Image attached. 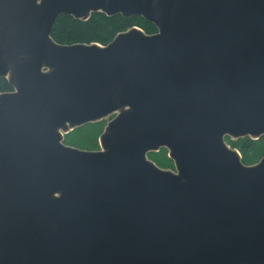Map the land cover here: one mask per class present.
Instances as JSON below:
<instances>
[{
  "label": "water",
  "instance_id": "obj_1",
  "mask_svg": "<svg viewBox=\"0 0 264 264\" xmlns=\"http://www.w3.org/2000/svg\"><path fill=\"white\" fill-rule=\"evenodd\" d=\"M97 12L158 32L52 38ZM0 79V264H264V156L225 140L264 135V0H0Z\"/></svg>",
  "mask_w": 264,
  "mask_h": 264
},
{
  "label": "trees",
  "instance_id": "obj_2",
  "mask_svg": "<svg viewBox=\"0 0 264 264\" xmlns=\"http://www.w3.org/2000/svg\"><path fill=\"white\" fill-rule=\"evenodd\" d=\"M134 26L143 29L146 33L151 34L156 31L155 26L140 16L126 18L122 15L107 16L104 13H93L88 20L76 19L70 15H61L52 31V38L61 45H71L77 43H99L101 45L109 44L119 33L124 32ZM12 86L6 79H0V93L12 91ZM84 126L77 128L78 130ZM264 135L258 140L251 138H241L238 141L232 140L231 146L234 148H242L243 152H247L248 148L253 147L254 142H259ZM263 153V152H262ZM260 151L254 152L255 155L261 157ZM247 155V153H245ZM260 157V158H261ZM244 158V157H243Z\"/></svg>",
  "mask_w": 264,
  "mask_h": 264
},
{
  "label": "rangeland",
  "instance_id": "obj_3",
  "mask_svg": "<svg viewBox=\"0 0 264 264\" xmlns=\"http://www.w3.org/2000/svg\"><path fill=\"white\" fill-rule=\"evenodd\" d=\"M109 121V120H108ZM108 121H99L96 123H88L84 125L81 129H75L71 131L69 134L64 136V142L72 146L74 148H78L86 151H99L100 143L99 136L104 133V130L107 126ZM258 140V139H257ZM238 141V140H235ZM228 144L231 145L230 142L232 140L227 141ZM243 161L247 164L256 163L260 159V154L264 153V138L261 141H257L253 143V147L248 148L247 152H243L242 148L239 147ZM260 151V154L257 156L254 152ZM247 153V155L245 154ZM262 153V154H263ZM150 157L155 160V162L162 168L172 169L173 164L171 158L168 156V152L166 150H160L159 152L151 153Z\"/></svg>",
  "mask_w": 264,
  "mask_h": 264
},
{
  "label": "flooded vegetation",
  "instance_id": "obj_4",
  "mask_svg": "<svg viewBox=\"0 0 264 264\" xmlns=\"http://www.w3.org/2000/svg\"><path fill=\"white\" fill-rule=\"evenodd\" d=\"M153 25H154V24H153ZM154 26H155V25H154ZM155 28H156V27H155ZM128 30H129V29H128ZM142 30H143V29H142ZM126 31H127V30H126ZM143 31H144V30H143ZM124 32H125V31H124ZM144 32H145V31H144ZM157 32H158V30H157V28H156V31H155L154 33H151V34L153 35V34H156ZM145 33H146V32H145ZM146 34H148V33H146ZM151 34H149V35H151ZM91 44H92V43H91ZM107 45H108V44H107ZM104 46H106V45H104ZM3 93H4V92H3ZM0 94H1V93H0ZM116 115H117V114H114V115H111V116L105 117V118H103L101 121H108V120L111 121L113 118H115ZM109 121H108V122H109ZM98 122H99V121H98ZM93 123H96V122H93ZM107 124H108V123H107ZM85 125H86V124H85ZM83 126H84V125H83ZM81 127H82V126H81ZM78 128H80V127H78ZM75 129H77V128H75ZM75 129H74V130H75ZM74 130H72V131H74ZM104 131H105V130H104ZM69 133H70V132H69ZM69 133H68V134H69ZM99 138H100V136H99ZM241 138H246V137H240V138H237L236 140H239V139H241ZM248 138H250V137H248ZM260 138H261V137H260ZM229 139H230V140H234V139H232V138H230V137H226V138H225L226 142H227ZM253 140H255V139H253ZM256 140H257V139H256ZM234 141H235V140H234ZM64 143H65V142H64ZM227 143H228V142H227ZM65 144H66V143H65ZM66 145H67V144H66ZM229 145H230V144H229ZM230 146H231V145H230ZM233 148H234V147H233ZM235 149L239 150L238 148H235ZM99 150H100V148H99ZM160 150H166V151L168 152V156H169V150H167L166 148H161ZM160 150H159V151H160ZM159 151H156V152H159ZM239 152L241 153L240 150H239ZM151 153H155V152H151ZM151 153L148 154V158L151 159V160H153V161L155 162V160L152 159V158L150 157V154H151ZM241 155H242V153H241ZM169 158H170V157H169ZM261 158H262V157H261ZM261 158H260V159H261ZM260 159H259V160H260ZM171 160H172V159H171ZM259 160H258V161H259ZM242 161H243V157H242ZM258 161H257V162H258ZM257 162H256V163H257ZM155 163H156V162H155ZM243 163L246 164V165H252V164H247V163H245L244 161H243ZM156 164H157V163H156ZM172 164H173V168H172V169H168V168H163V169L172 170V171L177 172V170H176V166H175V163H174L173 160H172ZM253 164H255V163H253ZM157 165H158V164H157ZM159 167H160V166H159ZM161 168H162V167H161Z\"/></svg>",
  "mask_w": 264,
  "mask_h": 264
}]
</instances>
